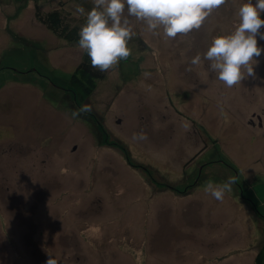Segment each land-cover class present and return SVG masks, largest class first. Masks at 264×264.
Listing matches in <instances>:
<instances>
[{
	"label": "rangeland",
	"instance_id": "obj_1",
	"mask_svg": "<svg viewBox=\"0 0 264 264\" xmlns=\"http://www.w3.org/2000/svg\"><path fill=\"white\" fill-rule=\"evenodd\" d=\"M37 2L77 19L94 7L0 0V264H46L49 254L58 264H254L264 244V53L256 79L231 88L203 59L247 0H226L176 38L129 17L131 55L76 118L84 104L69 81L84 51L37 19ZM141 129L147 139L135 140ZM229 177L223 200L205 192Z\"/></svg>",
	"mask_w": 264,
	"mask_h": 264
},
{
	"label": "clouds",
	"instance_id": "obj_2",
	"mask_svg": "<svg viewBox=\"0 0 264 264\" xmlns=\"http://www.w3.org/2000/svg\"><path fill=\"white\" fill-rule=\"evenodd\" d=\"M226 0H93L94 7L87 12L86 23L80 28L78 47L85 51L91 60V67L100 72H107L117 66L120 60L131 55L128 42L135 32L130 27L129 17H134L147 24L149 30L159 35L176 38L201 28L206 18L224 5ZM127 11V15H125ZM83 15L85 9L77 7ZM264 0H247L238 11L239 25L230 34L217 36L204 54L209 62V69L227 87L239 85L246 78L256 79L255 66L264 53V47L258 46V37L264 40ZM201 56L196 55L191 65H199ZM191 70V69H189ZM145 77L150 73H144ZM92 111V106L84 104L72 111L73 118ZM135 140L147 139L141 129L133 134ZM235 177H229L222 183L209 179L205 183V192L217 200L231 192ZM46 264H58L49 254Z\"/></svg>",
	"mask_w": 264,
	"mask_h": 264
},
{
	"label": "trees",
	"instance_id": "obj_3",
	"mask_svg": "<svg viewBox=\"0 0 264 264\" xmlns=\"http://www.w3.org/2000/svg\"><path fill=\"white\" fill-rule=\"evenodd\" d=\"M36 17L52 30L57 37L71 44H78L80 28L86 23V17L74 18L64 7L46 12L39 2L36 5ZM106 77L105 72H100L91 67V60L84 51L82 60L73 70L69 81L76 101L80 105L84 104ZM106 141L110 145L121 148L128 156L125 146H122L119 142H109V139H106ZM254 264H264V244L257 253Z\"/></svg>",
	"mask_w": 264,
	"mask_h": 264
},
{
	"label": "flooded vegetation",
	"instance_id": "obj_4",
	"mask_svg": "<svg viewBox=\"0 0 264 264\" xmlns=\"http://www.w3.org/2000/svg\"><path fill=\"white\" fill-rule=\"evenodd\" d=\"M261 119V117H259Z\"/></svg>",
	"mask_w": 264,
	"mask_h": 264
}]
</instances>
